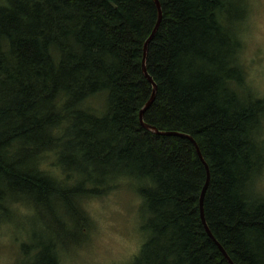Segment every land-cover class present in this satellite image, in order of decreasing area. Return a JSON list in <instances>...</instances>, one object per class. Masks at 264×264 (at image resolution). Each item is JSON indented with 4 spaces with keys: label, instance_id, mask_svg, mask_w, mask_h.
<instances>
[{
    "label": "trees",
    "instance_id": "obj_1",
    "mask_svg": "<svg viewBox=\"0 0 264 264\" xmlns=\"http://www.w3.org/2000/svg\"><path fill=\"white\" fill-rule=\"evenodd\" d=\"M159 1L147 59L158 90L144 121L197 142L211 172L212 234L235 264H264V199L251 194L264 166V99L245 89V8L231 10L244 0ZM157 17L153 0H0V202L66 203L79 236L88 221L79 201L133 179L149 234L135 264H229L201 219L207 170L194 144L140 121L153 91L143 50ZM100 94L101 114L83 106ZM51 152L66 181L40 169ZM59 249L40 245L34 264H61Z\"/></svg>",
    "mask_w": 264,
    "mask_h": 264
},
{
    "label": "rangeland",
    "instance_id": "obj_2",
    "mask_svg": "<svg viewBox=\"0 0 264 264\" xmlns=\"http://www.w3.org/2000/svg\"><path fill=\"white\" fill-rule=\"evenodd\" d=\"M232 5V14L237 16L245 8L243 21L237 25L245 89L264 99V0H244V7L240 2ZM83 106L101 114L106 109V97L96 95ZM262 126L259 141L264 144V122ZM57 160L56 153H48L42 157L40 169L57 182L66 181L67 174ZM139 187L136 180L122 179L107 195L79 201L80 211L88 220L79 236L66 203L57 205L56 200L48 199L37 205L22 194H5V201L0 202V264H34L36 248L48 244L61 248V264H135L149 237L145 230L148 214L137 193ZM251 194L264 199V166Z\"/></svg>",
    "mask_w": 264,
    "mask_h": 264
},
{
    "label": "water",
    "instance_id": "obj_3",
    "mask_svg": "<svg viewBox=\"0 0 264 264\" xmlns=\"http://www.w3.org/2000/svg\"><path fill=\"white\" fill-rule=\"evenodd\" d=\"M153 1L157 7L158 17H157V22L155 24V27H154L150 37L147 39V41L144 44L143 62H142L143 73H144L145 77L148 79V81L152 84L153 91H152V95H151L150 100L147 102L145 107L140 112V121H141L143 128H145L146 130H149V131H151L157 135L185 137V138L190 139L192 141V143L194 144V146L197 150L198 156L200 157V159L204 163L206 170H207L206 182H205V185H204V188L202 190L201 197H200V212H201L202 222L204 224V227L206 229L207 234L215 241V243L219 247L220 251L222 252L224 257L226 258V260L229 262V264H235L233 262V260L230 258V256L228 255V253L226 252V250L223 248V246L216 240V238L212 234V232H211V230L207 224V221H206L204 201H205L206 193H207L210 181H211V172H210V168H209L208 164L205 162V160L203 158V155L201 153V150H200L197 142L191 136L186 135V134H182V133H178V132L159 131L156 127L151 126V125L145 123V121H144V114L154 103L156 96H157V90H158L157 84L154 82L153 78L150 76L148 69H147L149 44L154 39L155 35L157 34V32L161 26L162 19H163V10H162V5H161L160 1L159 0H153Z\"/></svg>",
    "mask_w": 264,
    "mask_h": 264
}]
</instances>
